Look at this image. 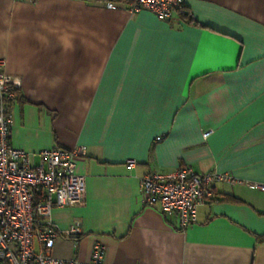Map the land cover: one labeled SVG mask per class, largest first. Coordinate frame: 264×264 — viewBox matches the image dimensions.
<instances>
[{
	"label": "crops",
	"instance_id": "obj_1",
	"mask_svg": "<svg viewBox=\"0 0 264 264\" xmlns=\"http://www.w3.org/2000/svg\"><path fill=\"white\" fill-rule=\"evenodd\" d=\"M107 1L0 0V57L21 81L10 143L33 166L83 150V203L47 217L79 237L53 254L87 263L98 242L99 264H264V0H185L198 24ZM183 165L239 182L216 183L180 229L139 178Z\"/></svg>",
	"mask_w": 264,
	"mask_h": 264
},
{
	"label": "built area",
	"instance_id": "obj_2",
	"mask_svg": "<svg viewBox=\"0 0 264 264\" xmlns=\"http://www.w3.org/2000/svg\"><path fill=\"white\" fill-rule=\"evenodd\" d=\"M130 12L147 10L159 19H172L186 12L185 0H119ZM113 5L112 0L107 1ZM5 58L0 57V264H99L104 255L102 244L95 243L89 262L64 260L53 254L56 238L78 234L73 224L60 231L47 217L52 208L82 204L85 177L76 171L75 157L81 147H59L40 152L37 166L30 163L28 151L10 143L11 113L8 102H17L20 78L5 71ZM157 136L156 139H159ZM127 165H135L128 159ZM236 183L231 173L211 170L196 173L191 165L174 172L146 173L139 178L142 203L162 213L178 216L180 229L194 219L197 207L213 197L216 183ZM264 190V183H254Z\"/></svg>",
	"mask_w": 264,
	"mask_h": 264
},
{
	"label": "trees",
	"instance_id": "obj_3",
	"mask_svg": "<svg viewBox=\"0 0 264 264\" xmlns=\"http://www.w3.org/2000/svg\"><path fill=\"white\" fill-rule=\"evenodd\" d=\"M181 19L187 23L198 24L196 19L187 11L183 15H181ZM201 26L205 27V25H203V24ZM19 100H21V93L18 92L17 101H19ZM12 104H13V102H8V104H7V111L9 113H10V107ZM215 199H216V197H215V195H213V197H211L208 201H214ZM217 200H235V198L231 195H224L221 199H217ZM68 237L77 239L79 237V235H69ZM256 238L258 239V241H262V240H264V235H256Z\"/></svg>",
	"mask_w": 264,
	"mask_h": 264
}]
</instances>
